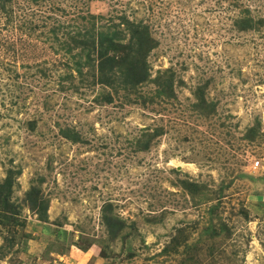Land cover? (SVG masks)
<instances>
[{
    "label": "rangeland",
    "instance_id": "374dc122",
    "mask_svg": "<svg viewBox=\"0 0 264 264\" xmlns=\"http://www.w3.org/2000/svg\"><path fill=\"white\" fill-rule=\"evenodd\" d=\"M92 13L104 14L100 29L113 18L125 30L124 15L150 26L151 78L174 72L175 97L156 95L152 79L138 95L95 102L107 89L82 82L66 50ZM244 17L258 27L238 29ZM261 18L264 0H0V184L21 171L11 198L21 223L0 224V264H264ZM202 85L209 116L196 107ZM32 185L49 200L47 222L24 202ZM106 203L126 223L116 239ZM222 223L229 232L208 233Z\"/></svg>",
    "mask_w": 264,
    "mask_h": 264
},
{
    "label": "trees",
    "instance_id": "16d2710c",
    "mask_svg": "<svg viewBox=\"0 0 264 264\" xmlns=\"http://www.w3.org/2000/svg\"><path fill=\"white\" fill-rule=\"evenodd\" d=\"M30 1L35 4L39 2V0ZM244 13L247 15L250 13V10H245ZM103 17L104 14L92 13L90 17L91 20L94 19L92 26H89L85 28L83 32H79L70 37L72 41L67 44L66 50L73 56V67L81 77L82 82H87L90 85L101 86L107 89V91H103L97 96V98H95V102L98 104H111L114 100V95L119 94L120 90H124L127 97H130L131 94L138 95L140 93L139 87L146 81L153 79L151 78L152 75L149 69L148 57L158 46V41L152 36L148 24H145L142 21L138 22L129 19L126 15L120 17V23L125 27V30H119V25L114 24L113 18H110L109 26L103 29L96 27L97 18ZM263 19L264 18H261L257 21L264 23ZM235 23L237 24L238 29L242 31H249L258 27L255 24V20L251 17L240 18L239 20H236ZM125 31L128 32V36ZM126 39L128 42H124ZM65 78L68 79L71 78V76L66 75ZM153 81L158 86L156 95H163L168 99L175 97L174 72L169 70V73L165 76L158 74ZM204 85L198 86L195 91V94L199 99L196 107L203 115L209 116L216 111V104H210L206 101L204 93L206 85L205 87ZM145 101L146 100H144V102ZM33 127L34 125L32 128ZM257 128L258 127H253L248 130V139H255ZM162 132L163 130L157 128L153 130L152 133L147 134L146 140L140 142L141 149H149L152 141L161 135ZM61 133L65 138L73 142L81 141L80 133L72 128H63ZM20 173V170L16 171L9 169L8 175L0 184V224L17 226L21 223L19 218L21 205L11 200L15 186V178ZM42 180L43 179L41 178L40 181ZM181 184L193 195L199 193L201 190V184L198 182L183 180ZM24 202L34 214H37V217L41 222L48 221L49 200L44 197L39 186L32 185V187L26 192ZM103 209V221L109 238H119L126 225L125 221L113 215V207L111 204L106 203L103 206ZM212 213L214 214L215 212L213 211ZM221 230L229 232L226 223L219 225L216 224V226L211 225L207 231L210 235L216 236ZM13 232L14 230L11 231V234H13ZM13 239L14 238L7 236L5 238L6 245H12ZM173 245L176 246V242H174ZM6 249L7 248L4 246L0 247V259L4 257ZM78 250L82 253L86 248H80ZM175 250L177 249L175 248ZM101 253H104L103 250Z\"/></svg>",
    "mask_w": 264,
    "mask_h": 264
}]
</instances>
